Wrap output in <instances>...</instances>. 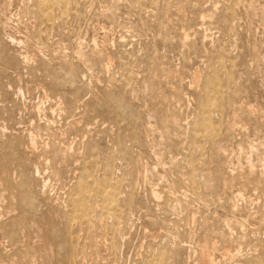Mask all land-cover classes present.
Masks as SVG:
<instances>
[{"label":"rangeland","instance_id":"1","mask_svg":"<svg viewBox=\"0 0 264 264\" xmlns=\"http://www.w3.org/2000/svg\"><path fill=\"white\" fill-rule=\"evenodd\" d=\"M0 166V264H264V0H0Z\"/></svg>","mask_w":264,"mask_h":264},{"label":"bare ground","instance_id":"2","mask_svg":"<svg viewBox=\"0 0 264 264\" xmlns=\"http://www.w3.org/2000/svg\"><path fill=\"white\" fill-rule=\"evenodd\" d=\"M26 58V57H25ZM197 78H198V75H194V80L195 81H197ZM32 141V140H31ZM1 167V166H0ZM4 168H5V166H3ZM9 168V167H8ZM1 169V168H0ZM6 169H7V167H6ZM3 171H5L4 169H3ZM9 171H5V173H8ZM4 173V172H3ZM10 173V172H9ZM6 175V174H5ZM4 175V176H5ZM0 176H1V174H0ZM3 176V175H2ZM3 176V177H4ZM9 176V175H8ZM7 177V175L4 177V179ZM8 178H6V180H7ZM0 180H2V178L0 177ZM10 180V179H9ZM3 181V180H2ZM5 182V181H4ZM4 196V195H3ZM2 197V196H1ZM11 198V197H10ZM2 199V198H1ZM4 199V198H3ZM7 199V198H6ZM7 200H9V199H7ZM77 201H80L79 200V198H78V200ZM9 203V202H8ZM12 204V203H11ZM22 210V209H21ZM7 223H8V221H7ZM43 225V224H42ZM41 226V225H40ZM47 226V225H46ZM51 229V228H50ZM44 231V230H43ZM42 231V232H43ZM50 231V230H49ZM40 233V232H39ZM51 234V233H50ZM48 235V234H47ZM44 236V235H43ZM53 236V235H52ZM67 236V235H66ZM53 237H55V236H53ZM35 238V237H34ZM43 239V238H42ZM52 239V238H51ZM55 240V239H54ZM47 241L48 240H46V243H47ZM34 243H36V242H34ZM33 243V244H34ZM40 243V242H39ZM51 243V242H50ZM43 244V243H42ZM47 245V244H46ZM51 245V244H50ZM26 246V245H25ZM40 246V245H39ZM59 246V245H58ZM53 247V246H52ZM63 247V246H62ZM73 247V246H72ZM203 248V247H202ZM241 248V247H240ZM33 249V248H32ZM53 249V248H52ZM63 249V248H62ZM51 250V249H50ZM54 250V249H53ZM35 251V250H34ZM214 250H213V248L211 249L210 248V250H209V248L207 247V246H204V248L201 250V253H200V258H199V260H198V264H221L220 263V260H217L213 255V252ZM29 252H31V251H29ZM58 252V251H57ZM36 253V252H35ZM34 253V254H35ZM54 253V252H53ZM69 254H70V252H69ZM78 254V253H77ZM29 255V254H28ZM46 255V254H45ZM15 256V255H14ZM34 256V255H33ZM75 256V255H74ZM237 256V255H236ZM51 257H52V255H51ZM71 257V256H70ZM34 259V258H33ZM38 259V258H37ZM56 259V258H55ZM225 259V258H224ZM24 260V259H23ZM67 260V259H66ZM71 260H73V259H71ZM71 260H70V262H71ZM19 261V260H18ZM233 261V260H232ZM23 262V261H22ZM42 262V261H41ZM1 263V262H0ZM11 263V262H10ZM13 264V263H12ZM25 264V263H24ZM31 264V263H30ZM35 264V263H34ZM37 264V263H36ZM62 264V263H61Z\"/></svg>","mask_w":264,"mask_h":264}]
</instances>
